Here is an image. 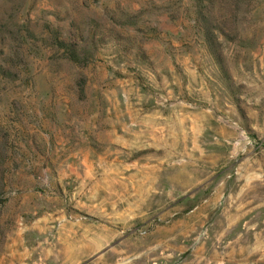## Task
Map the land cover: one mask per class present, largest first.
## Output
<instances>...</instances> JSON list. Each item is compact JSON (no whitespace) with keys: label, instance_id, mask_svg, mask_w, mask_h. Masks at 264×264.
Wrapping results in <instances>:
<instances>
[{"label":"rangeland","instance_id":"rangeland-1","mask_svg":"<svg viewBox=\"0 0 264 264\" xmlns=\"http://www.w3.org/2000/svg\"><path fill=\"white\" fill-rule=\"evenodd\" d=\"M0 264H264V0H0Z\"/></svg>","mask_w":264,"mask_h":264},{"label":"trees","instance_id":"trees-1","mask_svg":"<svg viewBox=\"0 0 264 264\" xmlns=\"http://www.w3.org/2000/svg\"><path fill=\"white\" fill-rule=\"evenodd\" d=\"M207 29V28H206ZM204 41L206 44V48L209 52V54L215 59L218 60L219 59V54L217 51V42L215 40V37L213 36L212 32L209 30H205L204 33Z\"/></svg>","mask_w":264,"mask_h":264}]
</instances>
